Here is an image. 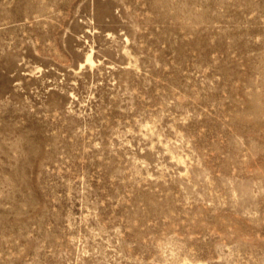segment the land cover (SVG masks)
<instances>
[{
  "label": "rangeland",
  "instance_id": "1",
  "mask_svg": "<svg viewBox=\"0 0 264 264\" xmlns=\"http://www.w3.org/2000/svg\"><path fill=\"white\" fill-rule=\"evenodd\" d=\"M0 264H264V0H0Z\"/></svg>",
  "mask_w": 264,
  "mask_h": 264
}]
</instances>
